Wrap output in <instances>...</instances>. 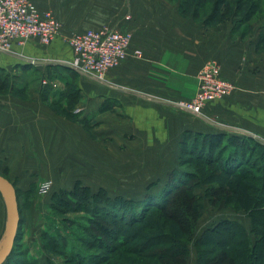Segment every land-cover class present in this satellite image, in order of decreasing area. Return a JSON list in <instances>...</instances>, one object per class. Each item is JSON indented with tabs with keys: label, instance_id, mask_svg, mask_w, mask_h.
<instances>
[{
	"label": "crops",
	"instance_id": "0c3cea01",
	"mask_svg": "<svg viewBox=\"0 0 264 264\" xmlns=\"http://www.w3.org/2000/svg\"><path fill=\"white\" fill-rule=\"evenodd\" d=\"M34 2L54 13L62 24L60 34L48 45L34 38L15 45L13 52L0 51V67L11 71L32 66L47 74L50 67L67 65L72 58L65 38L75 32L113 26L130 29L133 36L128 58L108 69L104 80L82 75L76 81L81 101L73 112L79 113L78 122L58 114L33 87L28 97L0 94V173L18 187L43 182L45 161H50L53 170L46 174L50 172L53 183L72 188L81 177L69 169L75 162L68 165L63 159L73 161L76 144L99 167L124 163L147 168V174L157 171L166 181L178 166L187 134L264 139V23L250 28L229 20L207 23L182 13L176 0ZM211 58L220 61L223 76L236 88L209 102L205 119L175 102L196 93L198 73ZM48 81L43 78L42 84ZM6 219L7 208L0 202V239Z\"/></svg>",
	"mask_w": 264,
	"mask_h": 264
},
{
	"label": "trees",
	"instance_id": "16d2710c",
	"mask_svg": "<svg viewBox=\"0 0 264 264\" xmlns=\"http://www.w3.org/2000/svg\"><path fill=\"white\" fill-rule=\"evenodd\" d=\"M176 1H179L182 13L207 23L225 21L223 19L225 15H220L222 12L221 4L224 2L227 3L224 14L231 13L233 10V14L236 15L237 12L243 11L242 9L246 7L243 19L239 25H235L236 27L251 21L262 9L261 2L258 0H215L211 6L210 0ZM249 1L250 4H248ZM244 5L245 7H243ZM204 10H208L210 13L205 19L201 17ZM261 41L264 45V30L261 34ZM64 66L70 69L69 65ZM70 70L74 72L73 74L78 73L73 69ZM8 75V71L0 67V93L8 91ZM68 85H71L70 82ZM45 87L50 88L51 86L45 85ZM74 93L75 91L71 92V94ZM76 101L77 99H74L70 106H74ZM182 152L187 154L181 158L183 164L200 162L205 170L202 168V173H199L196 170L176 167L170 172L168 179L159 191L149 193L143 199L120 195L112 198L111 204L117 207L116 210H105L106 217L96 220L90 226V234L99 239L102 243L101 247L111 252L115 253L122 249V251L133 253L137 250L141 251L143 248L131 249L134 246L131 248L127 246L128 244L133 245L138 234L131 232V236L120 239L123 228L128 226L129 230L133 231L132 225L136 223H142L144 227L147 226L148 228L165 225L170 227L174 234L171 231H166L165 234H157L151 241V243H168L165 248H160L157 251L159 264H187L190 243L192 242L197 248L198 264H264L262 261L264 259V215L259 216L254 213L255 210H252L255 209L254 206L262 205L263 210L260 211L264 212V139L240 134L193 133L186 135ZM248 166L261 170L263 177L261 184L256 186L251 184L253 183L250 182L251 174L246 172L245 168ZM4 175L8 176L7 174ZM231 176L236 177L235 181H230ZM253 177L257 178L255 175ZM214 180L217 181V184H208ZM205 183L208 184V194L214 204H217L222 197L234 199L237 194L238 198H241L244 208L252 215L253 228L249 230L239 220L227 217L216 221L194 239L196 225L201 216L200 203L195 188ZM14 184L16 186L15 182ZM255 188L258 189L257 192ZM16 189L20 203V190L17 186ZM57 195L59 200V204L55 202L57 207L60 204L63 207L64 205L79 203L74 199L75 190L73 189L64 188ZM258 200L260 202H256ZM142 203H146L145 205L150 203V206L145 210L144 205L139 206ZM127 206L128 209L125 208ZM98 207L109 208L107 204ZM22 222L13 252L5 264H39L38 256L40 254L35 256L30 254L31 249L29 247L22 248ZM96 222L99 225H96ZM45 233L46 236L49 235L50 239L52 238L50 232L45 231ZM229 241L232 244H229ZM44 245L49 251L55 254L60 253L52 244L45 242ZM67 247L64 245L62 251L66 252V256L68 255L66 264L70 263V259H73L72 261L76 264H102L108 260L110 264H128L119 254L106 258V256L102 257L101 254L88 252L85 247H77L72 244L71 251ZM74 249H77L76 252ZM74 253L77 259L69 257ZM48 264L65 263H58L55 259L48 258Z\"/></svg>",
	"mask_w": 264,
	"mask_h": 264
},
{
	"label": "rangeland",
	"instance_id": "374dc122",
	"mask_svg": "<svg viewBox=\"0 0 264 264\" xmlns=\"http://www.w3.org/2000/svg\"><path fill=\"white\" fill-rule=\"evenodd\" d=\"M258 1L261 2L262 9L258 11L251 21L245 23L246 28L248 25H250L249 28L252 27L254 23H264V0ZM214 2L215 0H210V6ZM250 3L251 2L249 1L248 4ZM226 6L227 3L225 2L221 4L222 12H220V15H225L223 16L225 21L229 20L234 23V25H239L243 19L244 11L247 9L245 5L243 6L245 7L242 9L243 11L237 12L236 15L233 14V10H231V13L224 14ZM193 8L192 10H194ZM203 13L204 14L201 17L204 19L210 14L208 10H204ZM70 69L65 66H53L52 68L50 67L49 73L47 74L36 70L32 66H26L20 70L13 69L10 71L6 69L9 73L8 91L3 92V94L11 93L28 97L30 96L29 91L31 90V87H33L40 92L43 101L51 106L58 114L66 117L73 116L75 118L74 120L78 122V119L80 120L79 113H74L73 111H75L76 107L80 106L81 93L80 89H78V82L76 81L82 76V74H73L74 72ZM43 78L49 79L48 85H52L53 87L46 88L45 85L42 84ZM66 80L70 82V86L68 83L65 84ZM53 83L56 85H53ZM39 85H41V87ZM72 90L75 91L76 95L75 93L71 94V92H74ZM74 99H77L76 104L74 106H70V103L74 101ZM83 126L88 127L86 124L82 123V127ZM86 153L87 152L83 150L81 144H76V148L74 150L75 158H73V161L72 159L65 160L66 157L63 159L64 162H68V165L75 162L74 166H71L69 169L72 170V173L75 175H78L81 178L83 177V179L80 178L76 180L75 183H72V188H66L67 190H75V195L73 196L74 199L79 202L78 204H63V207H61V204L58 207L56 206L55 202L59 204L57 193L62 192L65 187L59 188L61 184L59 182L53 183V178L51 175H48L50 172L46 174V170H53L49 163L50 161H45L46 167L44 168V177H42L45 178V180L43 182L40 184H33L29 187V189H22L23 187H18L16 185L20 190V205L23 216V236L21 238L23 243L22 248L25 249V247H29V249H31L30 254H34L35 256L40 254L38 256L39 264H48V258L55 259L58 263L66 264L68 255L66 256V252L62 251L64 249V245H67L68 250L71 251L72 244L77 247H85L88 252L101 254L102 257L106 256V258L112 256L114 257L119 254L124 260H126V262H128V264H159L156 255L157 251L160 248H165L168 243H151V241H153L152 239L157 234H165L166 231L170 232V227L165 225L158 227L160 226L158 225L148 228L147 226L144 227L142 223H136L132 225L134 227L133 231H130L128 226L123 228L124 230L120 235V239H123L126 236H131V232H136V234H138V238L134 241L133 245L128 244L127 246L130 248L131 246H134L131 249L140 247L143 248L141 251L137 250L133 253L122 251V249L116 251L115 253L111 252L106 248L101 247L102 243L97 237L90 234L89 231L91 228L90 226H92L96 220L106 217L105 210H116L117 207H114L111 204L112 198L120 195L123 197H132L134 199H143L147 194L159 191L166 182L165 179H162V177H160L161 173H158L157 171L152 173L149 172V174H147V168L139 167L137 169L134 168V166H123L125 165L124 163L114 167V162H111L108 163V166L105 169L104 167H99L98 161L95 160L94 162L92 158L93 156L90 158ZM183 156H187V154L181 151L178 157L177 167L196 170L199 173H202V168L205 170V167L202 166L203 164L200 162L183 164L181 160ZM91 164L94 166L92 167ZM65 165L66 166L62 168L63 172L64 170L65 172L67 171V164ZM245 168L247 170L246 172L251 174L250 182H253L251 184L253 186L261 184V179L263 178L261 170L251 166ZM253 175L257 178L253 177ZM7 177L9 178V176ZM94 179L97 180L94 181ZM98 179L104 180L99 181ZM235 179L236 177L231 176L230 181L233 182ZM44 182L50 183V188L46 192L41 191V185ZM208 184L215 185L217 184V181L214 180ZM208 184H201L195 188V193L197 194L200 203L201 216L196 225L194 239L216 221L227 217L239 220L249 230H251L253 228V218L248 210L244 208V205L240 200L241 198H238L237 194L234 196V199L222 197L217 204H214L208 194ZM54 189H56V191H53ZM255 190L256 192L258 191L257 188H255ZM54 196L57 197L54 198ZM0 199L3 210H5V201L1 192ZM89 201H91V203H88ZM256 202L260 201L258 200ZM143 203L139 204V206L144 205L146 210V208L150 206V203H148V205H145L147 201L145 204ZM106 204L109 206L108 209L98 207L99 205L105 206ZM254 207L255 209H252L255 210L254 213L259 216L264 215V212L260 211L263 210L262 205H256ZM125 208L128 209V206ZM96 225L99 224L96 222ZM45 231L50 232V235L52 236L51 239L49 238V235L46 236ZM167 237H169V235H167ZM45 242L52 244V246H54V248H56L60 253L55 254L52 251H49L44 245ZM229 244H232V242L229 241ZM76 250L77 249H74L75 252ZM69 257L77 259L75 253L69 255ZM72 260L73 259H70L69 264H76ZM262 261L264 262V259ZM102 264H110V261L108 260ZM187 264H198L197 248L193 242L190 243V252Z\"/></svg>",
	"mask_w": 264,
	"mask_h": 264
},
{
	"label": "built area",
	"instance_id": "2783aa9c",
	"mask_svg": "<svg viewBox=\"0 0 264 264\" xmlns=\"http://www.w3.org/2000/svg\"><path fill=\"white\" fill-rule=\"evenodd\" d=\"M130 18V16H127ZM62 24L51 10H41L34 0H0V51L13 52L15 45L23 46L30 39L48 45L61 32ZM133 32L104 26L75 32L65 38L73 50L71 59L64 63L74 71L104 80L108 69L128 58ZM135 54L141 56L140 50ZM44 83L47 80L43 81ZM236 85L222 74L218 59L211 58L198 73L196 93L175 104L194 115H204L205 106L230 94ZM50 188L49 182L41 185V191Z\"/></svg>",
	"mask_w": 264,
	"mask_h": 264
},
{
	"label": "water",
	"instance_id": "95a60500",
	"mask_svg": "<svg viewBox=\"0 0 264 264\" xmlns=\"http://www.w3.org/2000/svg\"><path fill=\"white\" fill-rule=\"evenodd\" d=\"M0 192L7 208L5 229L0 239V264H4L13 252L22 216L16 186L2 173H0Z\"/></svg>",
	"mask_w": 264,
	"mask_h": 264
}]
</instances>
